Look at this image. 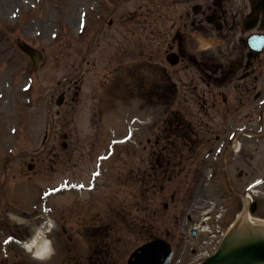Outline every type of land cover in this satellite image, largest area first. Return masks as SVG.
<instances>
[{"label":"rangeland","instance_id":"obj_1","mask_svg":"<svg viewBox=\"0 0 264 264\" xmlns=\"http://www.w3.org/2000/svg\"><path fill=\"white\" fill-rule=\"evenodd\" d=\"M206 2L0 0V154L5 160L0 199L2 188L21 190L31 201L40 188L72 186L50 198L58 229L51 234L56 258L49 264L63 259L88 264L100 239L112 248L106 263L115 255L112 264H122L137 246L158 236L172 244L173 264H194L198 255H190L191 249L199 254L202 246L205 252L209 234L198 231L192 237L191 230L201 229L203 215L210 213L208 225L226 231L239 217L249 182L264 176V92L256 97L264 88V62L250 90L254 95H241L232 86L207 91L196 67L165 62L177 32L189 36L187 47H206L186 15ZM207 29L204 34L218 36ZM18 41L38 50L36 68ZM221 50L217 45L204 52ZM165 71L178 85L169 99L158 97L164 88L156 85ZM166 109L182 119V131L191 139V150L174 167L157 160L167 147L160 135L170 114ZM179 171L183 174L176 176ZM81 184L96 187L82 191L75 186ZM258 215L264 216V209Z\"/></svg>","mask_w":264,"mask_h":264},{"label":"flooded vegetation","instance_id":"obj_2","mask_svg":"<svg viewBox=\"0 0 264 264\" xmlns=\"http://www.w3.org/2000/svg\"><path fill=\"white\" fill-rule=\"evenodd\" d=\"M237 1L238 8L236 10L235 6ZM216 2V5L213 4V6L209 8L211 15L213 16L214 21L219 23L221 29L224 31L225 39L228 44H231L232 47H234L233 52L238 48V54L235 55L236 59L234 61H229V64L238 63V70L245 69L246 77H248L251 74L249 69L253 68V62H249L244 68L242 67V61L244 60L242 34L246 31L244 25L247 27L253 25L255 32H264V7L257 4L258 0H217ZM246 2L250 8L247 13L243 14L240 11V7L244 6L246 9ZM193 24L195 25V22H193ZM236 35H238V39L235 41L234 39ZM221 67H224V65ZM228 68H230V66H228ZM228 68L224 67L221 72L224 75L223 80L233 73L232 70H227ZM239 73L242 74L241 71H238V74ZM238 78L243 79L244 76L238 75ZM253 82L251 85H253ZM3 233H7L8 237L13 239L11 240L10 246L6 248L4 254L0 251V264L35 263L32 255H26L22 249L20 250V248L16 246V242L13 241L17 238H25L29 236L30 232L28 227H23L21 230V227H18V224L11 225L8 218L5 217L1 219L0 222V239L3 237ZM20 251L26 256H19L18 252Z\"/></svg>","mask_w":264,"mask_h":264},{"label":"water","instance_id":"obj_3","mask_svg":"<svg viewBox=\"0 0 264 264\" xmlns=\"http://www.w3.org/2000/svg\"><path fill=\"white\" fill-rule=\"evenodd\" d=\"M22 48L30 53L27 46ZM172 256L170 245L162 240L149 242L133 252L128 264H168ZM264 262V242H250L238 247L224 244L219 252L206 260L204 264H257Z\"/></svg>","mask_w":264,"mask_h":264},{"label":"bare ground","instance_id":"obj_4","mask_svg":"<svg viewBox=\"0 0 264 264\" xmlns=\"http://www.w3.org/2000/svg\"><path fill=\"white\" fill-rule=\"evenodd\" d=\"M256 223L254 222L253 223V226L255 225ZM252 235H255V236H264V229H261V231L258 229H253V227L251 225H245L242 227L241 231L238 233L235 232V234L231 237V244L232 246H238L242 240L245 241L246 238H248L249 236H252ZM36 243V240H34L30 245L26 244V246L28 248L30 247H34L35 251H34V255L35 257H39V256H42L41 253H43V255H46L47 252H44V249L47 248V245H48V242L46 240H42V242H40V244H35Z\"/></svg>","mask_w":264,"mask_h":264},{"label":"clouds","instance_id":"obj_5","mask_svg":"<svg viewBox=\"0 0 264 264\" xmlns=\"http://www.w3.org/2000/svg\"><path fill=\"white\" fill-rule=\"evenodd\" d=\"M25 251L31 253V249L28 248L27 246L25 247ZM52 255H54V248L52 247L51 241H49L47 245V254L39 256V257H35L34 255V258H37L43 261V260L50 259Z\"/></svg>","mask_w":264,"mask_h":264},{"label":"snow or ice","instance_id":"obj_6","mask_svg":"<svg viewBox=\"0 0 264 264\" xmlns=\"http://www.w3.org/2000/svg\"><path fill=\"white\" fill-rule=\"evenodd\" d=\"M83 187V186H81ZM56 191H59V189H57ZM44 252H47V248L44 249ZM41 255H43V253H41Z\"/></svg>","mask_w":264,"mask_h":264}]
</instances>
